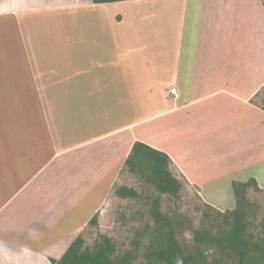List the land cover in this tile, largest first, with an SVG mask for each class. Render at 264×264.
Returning a JSON list of instances; mask_svg holds the SVG:
<instances>
[{"label":"crops","instance_id":"obj_1","mask_svg":"<svg viewBox=\"0 0 264 264\" xmlns=\"http://www.w3.org/2000/svg\"><path fill=\"white\" fill-rule=\"evenodd\" d=\"M7 17L32 58L27 84L41 106L33 122L23 107L2 108L0 264L59 258L102 209L137 141L166 152L221 209L206 185L238 172L231 162L241 155L260 166L240 180L264 188V110L251 101L264 86V0H0ZM39 36L63 42L30 47ZM97 194L92 213L75 215Z\"/></svg>","mask_w":264,"mask_h":264},{"label":"trees","instance_id":"obj_2","mask_svg":"<svg viewBox=\"0 0 264 264\" xmlns=\"http://www.w3.org/2000/svg\"><path fill=\"white\" fill-rule=\"evenodd\" d=\"M251 101L264 110V86ZM125 170L157 193L150 202L152 222L146 224L127 249L118 247L107 234H101L88 246L80 232L59 258H50L52 264H264V226L258 228V204L250 198L251 190L264 191L256 177L232 181L233 208L221 209L205 201L198 226L191 227L193 236L188 242L183 237L188 216L162 210V195L177 198L184 188L172 169L170 156L137 141L124 162ZM114 187L116 195L122 198L136 199L141 195L134 186ZM99 213L92 216L88 225L98 224Z\"/></svg>","mask_w":264,"mask_h":264},{"label":"rangeland","instance_id":"obj_3","mask_svg":"<svg viewBox=\"0 0 264 264\" xmlns=\"http://www.w3.org/2000/svg\"><path fill=\"white\" fill-rule=\"evenodd\" d=\"M143 3H145V1ZM140 7L143 6L141 4L138 7L134 5L133 9H138ZM145 8L140 10H144V13H147V9ZM158 9L159 7H156L154 10L158 13ZM63 13H65V11ZM39 18H41L42 20L46 19L42 14L39 15ZM144 22L146 21L144 20ZM37 23V27H42L41 23ZM19 28L20 27L17 21H15V19L13 18L7 17L0 19V78L5 77V79H9V77L6 76L9 75L10 80H13L12 82L8 81L5 83L8 86V94L5 93V97L2 95L3 92L0 89V123L2 122V108L4 107L9 108V110H12L13 113L17 108L23 107L25 109L24 112L30 111L28 112L27 118L31 119L32 122L39 116V114H29L35 111L36 107L41 106V103L34 96L35 88L33 90V85L31 83L27 84L28 78L29 81H32L28 74H31L30 72L33 69L32 64L31 69L27 60L32 58H29L28 53L25 51V48L23 49V44L20 40L21 34ZM38 31L40 32L41 30H39L38 28ZM53 41L54 43L63 42V40L57 39ZM38 43H41V45L54 44H49L47 42V39L43 38V36H39L37 38H33L30 47H37ZM20 75L22 76L21 78L19 77ZM5 84L3 82H0V86H3ZM19 93L21 94L22 98L20 97ZM24 94L25 97L23 98ZM44 101H46V105L49 106L47 100L44 99ZM60 106L62 108L64 106L65 108V101H61ZM12 112L11 115L13 116V118L15 120H19L20 116H18L17 114H12ZM193 131L188 132L186 136L188 137L189 133V135L193 134ZM190 137L191 139H193L194 136H189V138ZM168 140L171 141V139ZM202 143L205 142L202 141ZM253 156L254 157H252L249 161V164H251L250 166H248V162L246 161L248 156L241 155L242 158H236L237 160L235 162H231V165L235 167L238 172L234 170L227 174H221L224 176L219 179H201L205 181H211L206 185V189L208 191V199L210 202L214 204H220L221 206L225 205L227 208L234 207L235 200L232 181L235 179L233 178L238 177V180H240L242 175H245V173L257 169V167L260 166L258 156H255L254 154ZM250 157L251 156H249V158ZM243 158H245V160ZM253 161L255 163H252ZM175 174L183 181L184 188L177 198L167 194L162 195V210L166 213L184 214L188 216L189 220L188 224L186 223L187 228L183 233V237L186 241L191 242L193 236L191 227L198 226L199 218L201 216L202 209L204 208L203 204L206 200H204V196H202L198 191L200 190L199 186H194L193 184H190L182 175L176 172ZM228 176L233 177V180ZM260 180L264 182L263 176L262 178H260ZM109 182L110 178H106V180H103L104 184L102 185V187L107 186ZM123 184L137 187L138 190L141 191L140 197L136 199L122 198L116 195L114 190L112 193L109 192L107 195L108 199L106 198L107 201L100 210L98 216V224L88 225L81 231V234L86 239V245H93L95 240L101 234H107L116 242L118 247L127 249L131 246V241L140 235L146 224L152 222V218L150 216V202L151 199L157 195L152 186L140 181L138 177L126 170L124 171L122 178H120L116 185L119 186ZM102 187H100V185H97L96 187L91 189V193H96L98 189L100 190V188L102 189ZM97 196H99V194H97L96 196H92L87 201H79V204H81V208H77L79 212H77L75 215L80 213V215L87 217L89 213H92V210L94 209V205L96 203L94 199ZM250 198L253 202H256L258 204L255 210V218L256 223L258 224V228H262L264 226V191L260 192L251 190ZM74 222L75 225L78 224V216L74 217Z\"/></svg>","mask_w":264,"mask_h":264},{"label":"built area","instance_id":"obj_4","mask_svg":"<svg viewBox=\"0 0 264 264\" xmlns=\"http://www.w3.org/2000/svg\"><path fill=\"white\" fill-rule=\"evenodd\" d=\"M171 93L175 96V97H178L179 96V90L177 87H172L170 89Z\"/></svg>","mask_w":264,"mask_h":264}]
</instances>
